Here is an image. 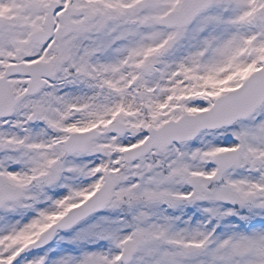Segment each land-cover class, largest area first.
Wrapping results in <instances>:
<instances>
[{"label":"snow or ice","instance_id":"6c2138e0","mask_svg":"<svg viewBox=\"0 0 264 264\" xmlns=\"http://www.w3.org/2000/svg\"><path fill=\"white\" fill-rule=\"evenodd\" d=\"M0 264H264V0H0Z\"/></svg>","mask_w":264,"mask_h":264}]
</instances>
